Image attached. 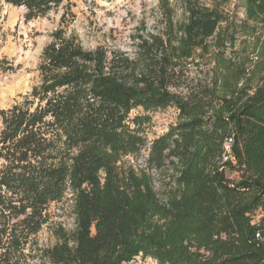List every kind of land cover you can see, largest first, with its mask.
Segmentation results:
<instances>
[{"label":"trees","instance_id":"trees-1","mask_svg":"<svg viewBox=\"0 0 264 264\" xmlns=\"http://www.w3.org/2000/svg\"><path fill=\"white\" fill-rule=\"evenodd\" d=\"M72 1L0 0L27 21ZM180 1L160 0L161 27L127 49L55 31L38 84L0 108V264H264V0H239L243 17L232 0ZM168 107L178 121L148 146L150 117L132 111ZM66 201L74 227L40 245Z\"/></svg>","mask_w":264,"mask_h":264},{"label":"rangeland","instance_id":"rangeland-1","mask_svg":"<svg viewBox=\"0 0 264 264\" xmlns=\"http://www.w3.org/2000/svg\"><path fill=\"white\" fill-rule=\"evenodd\" d=\"M160 0H74L53 10L44 17L27 21L24 7H15L0 2V108H7L22 101L23 96L38 84L39 64L46 45L53 40V33L62 30L65 36L76 35L87 48L97 44H108L127 49L131 36L138 29L157 30L161 27ZM180 14V0H170ZM205 1V0H202ZM239 17L244 16L239 0ZM132 116L146 115L150 119L142 125L143 133L150 141L165 133L178 121V110L175 107L146 111L138 108ZM1 127V120H0ZM147 146V148H148ZM59 148L66 146L60 142ZM147 149L139 156L144 162ZM227 167V175L234 180L240 179V172L233 168L232 157ZM155 184L159 194L164 197L169 187V176L163 172L155 173ZM71 202L53 204L50 208V223L36 236L40 245L51 246L56 243V226L74 227V216L71 213ZM264 215L258 212V216ZM125 264H158L151 257L139 255Z\"/></svg>","mask_w":264,"mask_h":264},{"label":"built area","instance_id":"built-area-1","mask_svg":"<svg viewBox=\"0 0 264 264\" xmlns=\"http://www.w3.org/2000/svg\"><path fill=\"white\" fill-rule=\"evenodd\" d=\"M232 143H233V138L232 137L227 138V140L225 141V149H226V152L229 153V155H230V152H231ZM229 157L230 156L225 155L224 160L229 159Z\"/></svg>","mask_w":264,"mask_h":264}]
</instances>
